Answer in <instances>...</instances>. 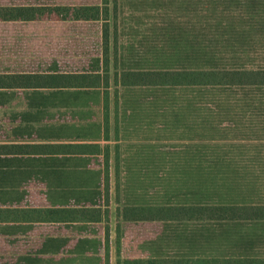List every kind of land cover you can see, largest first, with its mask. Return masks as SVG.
Segmentation results:
<instances>
[{
    "label": "trees",
    "instance_id": "obj_1",
    "mask_svg": "<svg viewBox=\"0 0 264 264\" xmlns=\"http://www.w3.org/2000/svg\"><path fill=\"white\" fill-rule=\"evenodd\" d=\"M11 1L19 4L0 6V21L49 15L102 24L101 53L88 69L65 72L57 60L35 76L43 136L60 142L42 145L43 182L56 172L62 178L85 150L104 167L94 204L75 197L51 202L43 220L108 206L115 177L125 220L162 222L168 248L119 264H264V0H100L76 6ZM124 1L132 5L131 15L154 12L160 26L148 37L119 42ZM56 107L74 108L78 117L50 118L46 111ZM55 120L59 125L49 126ZM132 134L136 139H129ZM112 142L116 171H110ZM66 171L71 180L59 182L64 190L74 195L77 187L85 189V174L76 186L80 173ZM45 183L49 201L53 183ZM132 190L142 196L129 198ZM151 190L154 197L144 199ZM54 248L47 240L35 257L22 260L67 264V258L56 260L61 255Z\"/></svg>",
    "mask_w": 264,
    "mask_h": 264
},
{
    "label": "crops",
    "instance_id": "obj_2",
    "mask_svg": "<svg viewBox=\"0 0 264 264\" xmlns=\"http://www.w3.org/2000/svg\"><path fill=\"white\" fill-rule=\"evenodd\" d=\"M18 4L0 0L1 7ZM1 23L15 24L13 28L20 26L19 33L10 35ZM37 23L0 21V243L3 250H9L13 240H17L23 247L19 249L26 252L24 256L35 257L48 240L55 246L53 251H60L61 256H56V260L67 258V264H107L108 261L119 264L120 260L128 258H148L150 252L164 254L168 248L162 238L163 223L125 220L124 205L117 201L115 177L109 184L108 206L65 214L64 219L57 222L43 220L42 210L50 208L51 202L56 206L66 203L69 197H75L94 204L100 196L103 175L100 177L99 172L104 167L90 159L91 154L85 150V156L76 158L73 167L66 169L80 173L79 178L74 179L76 186L82 185V174H85V189L77 187L74 195L72 191L64 190V184L71 180L66 177L70 175L66 170L59 180L56 172L43 182L42 145L60 142L52 134L43 136V125L46 124L40 98L42 89L39 80L36 85L35 78L42 74ZM20 76L27 78H17ZM52 125L57 127L59 123L55 120L50 122L49 126ZM83 143L92 142L85 139ZM103 144L106 145L105 142ZM114 146L111 143L110 171L117 169V164L113 163ZM119 165V170H123V164ZM147 170L153 169L147 167ZM60 181L65 183L59 185ZM45 182L53 183L49 201L43 197ZM120 194L124 197V193ZM139 195L142 193L132 190L128 197L133 199ZM152 197L153 190L147 192L144 199Z\"/></svg>",
    "mask_w": 264,
    "mask_h": 264
},
{
    "label": "rangeland",
    "instance_id": "obj_3",
    "mask_svg": "<svg viewBox=\"0 0 264 264\" xmlns=\"http://www.w3.org/2000/svg\"><path fill=\"white\" fill-rule=\"evenodd\" d=\"M41 0H38L40 2ZM100 0H42L49 6L59 5H80L93 2H99ZM136 5V1L131 2ZM149 4V3H148ZM125 7L122 8V13L119 15V42L133 41L134 39L140 40L142 34L144 36H150L151 31L158 28L159 19L154 12L150 13H138L131 15L129 9L132 5L124 1ZM131 10V9H130ZM140 16V19L133 16ZM35 25L39 26L40 30V45H41V60L42 72L50 70L54 62L60 61V70L65 72H84L89 68V61L92 58H96L101 53V23L100 22H85L71 20L64 22L58 20L56 17L46 15L43 19L38 20ZM2 27L6 28V32L12 35L19 33L18 28L20 26L12 27L15 24L5 25ZM0 25V26H1ZM36 31V35H37ZM136 34H140L139 36ZM113 36V33L111 34ZM56 110V111H54ZM78 110V109H77ZM51 111H54L50 113ZM50 118L52 114H64L70 113L74 118L78 117L75 109L71 110L59 109V108H48L46 113ZM77 125H81L78 123ZM130 134V133H129ZM136 139V135H129V139ZM115 139V136H112ZM115 142H112L114 145ZM126 142L122 141L121 149L125 151ZM114 179V177H113ZM115 181V180H113ZM9 250H3V246L0 243V264H25L22 260L26 252L19 248L21 244L17 243V240H13ZM26 245V244H25ZM31 254V252H27Z\"/></svg>",
    "mask_w": 264,
    "mask_h": 264
}]
</instances>
